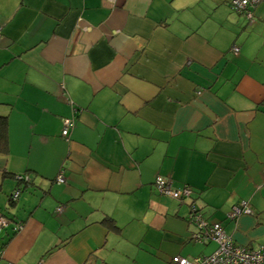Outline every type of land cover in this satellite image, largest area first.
<instances>
[{
  "label": "crops",
  "instance_id": "obj_1",
  "mask_svg": "<svg viewBox=\"0 0 264 264\" xmlns=\"http://www.w3.org/2000/svg\"><path fill=\"white\" fill-rule=\"evenodd\" d=\"M0 118V264L208 256L191 202L264 249V1L0 0Z\"/></svg>",
  "mask_w": 264,
  "mask_h": 264
},
{
  "label": "built area",
  "instance_id": "obj_2",
  "mask_svg": "<svg viewBox=\"0 0 264 264\" xmlns=\"http://www.w3.org/2000/svg\"><path fill=\"white\" fill-rule=\"evenodd\" d=\"M264 0H230L229 5L236 13L244 15L248 20L252 19V11L255 6ZM233 54L238 53V49L232 48ZM73 126V121L68 119L63 121V128L61 135L64 139L68 138L70 129ZM56 182H64L61 173L56 177ZM155 190L162 197L169 198L179 203H184L189 200L192 195V191L186 187L180 190H174L171 187V181L157 177L154 183ZM18 197V192H15L11 197L12 201H15ZM59 211V210H58ZM252 210L246 201H241L235 208L230 219H235L239 215H251ZM189 222L194 224L198 232L193 235L194 242L205 243L213 242L216 245L215 251L208 256H201L188 260L179 256L171 259V264H264V249L249 250L242 246L236 245L233 240L226 235L220 224H207L203 219L200 211L194 205V202L190 203V216ZM7 224L6 218L0 217V230ZM19 229V228H18Z\"/></svg>",
  "mask_w": 264,
  "mask_h": 264
},
{
  "label": "trees",
  "instance_id": "obj_3",
  "mask_svg": "<svg viewBox=\"0 0 264 264\" xmlns=\"http://www.w3.org/2000/svg\"><path fill=\"white\" fill-rule=\"evenodd\" d=\"M0 124H5V119L4 118H0ZM5 134H6L5 130H3L2 133H0V152H3V151L6 150V139H5L6 136H4ZM105 224L111 225V223L109 221L105 222Z\"/></svg>",
  "mask_w": 264,
  "mask_h": 264
}]
</instances>
